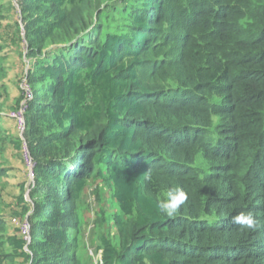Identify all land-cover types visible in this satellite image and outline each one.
<instances>
[{
  "label": "trees",
  "instance_id": "obj_1",
  "mask_svg": "<svg viewBox=\"0 0 264 264\" xmlns=\"http://www.w3.org/2000/svg\"><path fill=\"white\" fill-rule=\"evenodd\" d=\"M125 1L114 31L97 0H16L34 184L28 240L0 245L78 264L77 202L98 179L117 204L113 234L97 220L102 264H264V0ZM176 188L188 199L169 217Z\"/></svg>",
  "mask_w": 264,
  "mask_h": 264
},
{
  "label": "rangeland",
  "instance_id": "obj_2",
  "mask_svg": "<svg viewBox=\"0 0 264 264\" xmlns=\"http://www.w3.org/2000/svg\"><path fill=\"white\" fill-rule=\"evenodd\" d=\"M125 5V0H97L95 7L98 9L93 13L95 22L101 18V22L107 24L106 27L118 31ZM20 9L16 0H0V222L3 225L0 238L15 236L28 240L30 213L24 207L30 205L29 191L34 178L29 175L21 152L23 145L27 147L26 127L20 130L17 120L11 116L23 109L25 112L32 98L26 78L31 60L27 55ZM51 46L43 49L47 50ZM16 142L20 147L15 145ZM79 200L78 264H102L101 250L97 246L101 227L97 220L105 216L107 220L103 230L113 234L115 229L109 225V218L117 211V204L111 197V189L98 179L90 180ZM10 246L8 243L0 245V254H11V257H0V264H22V257L12 251Z\"/></svg>",
  "mask_w": 264,
  "mask_h": 264
},
{
  "label": "clouds",
  "instance_id": "obj_3",
  "mask_svg": "<svg viewBox=\"0 0 264 264\" xmlns=\"http://www.w3.org/2000/svg\"><path fill=\"white\" fill-rule=\"evenodd\" d=\"M23 121H24V118H23ZM25 127L26 125L24 121V128ZM29 175L32 177V171H31V174ZM187 199H188V194L182 188H176L174 190H169L166 193V198L161 199L158 202V206L160 210L163 213H165L167 216L174 217L177 211L181 208V206L185 204ZM232 222L234 224L241 225L249 230L255 229L257 225V221L251 212H247V213L240 212L239 214L235 215L232 218Z\"/></svg>",
  "mask_w": 264,
  "mask_h": 264
},
{
  "label": "built area",
  "instance_id": "obj_4",
  "mask_svg": "<svg viewBox=\"0 0 264 264\" xmlns=\"http://www.w3.org/2000/svg\"><path fill=\"white\" fill-rule=\"evenodd\" d=\"M20 109H23V108H20ZM23 113H24V109L21 110L20 112L18 111L17 113L11 114V116L17 120L18 127L20 128V130H23L24 128ZM22 154H23L24 163L26 164L28 168L29 174H31L33 163L29 156L28 150L26 146L24 145L22 146Z\"/></svg>",
  "mask_w": 264,
  "mask_h": 264
}]
</instances>
